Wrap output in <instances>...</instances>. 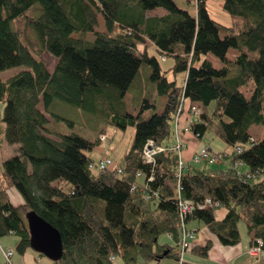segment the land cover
Listing matches in <instances>:
<instances>
[{"label":"trees","instance_id":"trees-1","mask_svg":"<svg viewBox=\"0 0 264 264\" xmlns=\"http://www.w3.org/2000/svg\"><path fill=\"white\" fill-rule=\"evenodd\" d=\"M207 3L196 0L192 16L175 0H0V73L27 67L5 81L0 78L5 139L19 146L16 156L2 162L0 238L18 237V254L31 250L24 216L33 211L62 236L64 254L53 264H116L118 257L124 264L180 261L179 156L168 149L151 165L144 162L143 149L149 140L170 148L179 109L187 100L203 111L190 131L200 139L214 132L232 149L225 152L230 164L241 163L253 178L239 177L229 166L188 164L180 180L181 197L195 203L211 198L220 207L192 213L186 227L202 221L222 245L236 246L244 220L251 246L264 244V139L251 135L253 125L264 126V0H223L227 13L246 22L239 34L212 19ZM157 9L165 13H151ZM99 15L105 32L97 31ZM15 22L23 25L14 30ZM30 28L42 50L58 60L53 72L33 53L36 47L26 36ZM148 42L163 57L176 59L174 72H187L183 87L169 81L158 59L149 55ZM231 49L238 52L235 59L228 57ZM208 54L218 57L222 67L202 60ZM197 62H202L199 67ZM144 64L158 96L167 98L162 113L146 100L155 110L146 120L143 111L129 113L125 102ZM251 82L248 99L241 88ZM56 100L121 129L135 127L132 150L114 170L92 169L98 162L90 153L101 139L52 130V120L60 119L52 111ZM213 102L210 115L207 107ZM140 177L144 184L137 183ZM12 188L23 205L12 204ZM99 201L105 202L104 217ZM222 207L227 215L219 221L214 213ZM212 247L208 242L194 251L207 256Z\"/></svg>","mask_w":264,"mask_h":264},{"label":"rangeland","instance_id":"rangeland-1","mask_svg":"<svg viewBox=\"0 0 264 264\" xmlns=\"http://www.w3.org/2000/svg\"><path fill=\"white\" fill-rule=\"evenodd\" d=\"M176 4L182 8L187 10L192 16H196L197 8H196V0H175ZM207 9L209 11L210 16L219 24L235 29L237 34L241 33L242 29H245V20L240 18H233L229 13H227L223 9V0H208ZM154 15H162L165 13L162 9H157L151 11ZM98 20L100 21L99 26L97 27L98 32H105V23L102 17L99 15ZM15 22L12 24L13 29L17 30L21 28L23 24H17ZM29 42L31 41L34 46L36 47V51L33 53L37 56H41L44 58L48 65V69L50 72H53L58 64V60L54 58L48 52L42 50L41 46L39 45L38 38L36 33L32 28L27 29V35ZM87 39L90 41L94 40V35L89 34ZM30 42V43H31ZM31 43V44H32ZM143 48V45H141ZM146 48L149 51V55L151 57H156L160 63L163 72H166L167 78L171 82H176L177 86L183 87L185 85V80L187 76L186 71L174 72L173 68L176 65V59L174 57H163L161 54L157 52L156 47L148 42ZM238 55V52L235 49H231L228 53V57L230 59H235ZM208 59L216 68H221L222 63L218 57L213 54H208L202 57V60ZM202 62H197L196 66L199 67ZM27 70L25 66L14 67L11 69H7L0 73V78L2 80H7L10 77L14 76L15 74ZM151 69L148 65H143L140 69L139 74L135 78L132 83L131 88L129 89L127 96L125 98V102L127 104V111L133 115H137L140 111H143V116L141 119L146 120L155 113L150 107H147L146 100L150 101L157 105L156 113H162L166 106V96H158L156 91L155 83L151 81ZM254 88L253 83H249L246 87L241 88V92L246 96V98L250 99L252 96V90ZM189 100H187V104H189ZM5 105L0 102V115L3 117ZM42 108V106H41ZM209 110L210 115L214 112L216 108V102L210 104L207 107ZM183 110V109H182ZM52 111L60 117L58 121H53L50 124L52 130L63 133H76L90 141H97L100 139L102 134L106 135L108 140L107 142H101L97 145L94 150L90 153V156L94 159L95 162H99L100 160L104 159H111L114 162L115 166H118L123 160L124 157L132 150L134 139H135V132L136 128L133 126H129L127 129H121L117 126H114L111 122L109 123L107 119H104L102 116L97 114H93L89 111L82 110L77 108L73 105H70L64 101L56 100L52 105ZM193 114V113H192ZM264 114V110H263ZM195 116V115H194ZM193 117V116H192ZM251 135L256 140L264 139V126L253 125L251 127ZM181 142L183 143V150L180 152L181 159L184 163H194L192 160L196 154H198L202 149L207 147H212L215 152L221 153L224 155L227 151L228 153L231 152V148H229L223 140L217 138L214 135V132H208L202 139L198 138L192 131L183 134L181 137ZM170 147L174 146L175 138L173 137L169 142ZM16 146V150L13 151L14 156L19 153L18 145ZM17 151V152H16ZM16 153V154H15ZM13 156H10V158ZM206 165L204 163L196 164L195 167L203 168ZM216 167L215 165H209V167ZM247 168V167H246ZM241 170H245V166L241 167ZM139 183L142 180L138 181ZM145 182V178H144ZM9 195L12 204L15 207L21 206L24 204V199L22 198L19 191L15 188L9 190ZM99 215L104 217V208L105 202L99 201ZM218 210V209H217ZM26 219V215L24 216ZM240 225L244 226L245 221L242 220ZM10 238L20 239L14 235H8ZM5 236V240L7 239ZM161 239L165 241V237L162 236ZM1 242L3 241L0 238ZM193 245V243L191 242ZM15 250V248H14ZM191 248L188 250L190 251ZM16 251V250H15ZM187 251V252H188ZM17 252V251H16ZM31 254L36 255L37 252L32 251ZM263 252V251H262ZM18 253H16L17 255ZM44 260H47L51 264L53 262L46 257H43ZM175 263L180 264V261H177L173 258H166L163 259L160 263L157 262H150L144 263L140 262L138 264H165V263ZM42 264V263H40ZM116 264H124L120 257L117 258Z\"/></svg>","mask_w":264,"mask_h":264},{"label":"crops","instance_id":"crops-1","mask_svg":"<svg viewBox=\"0 0 264 264\" xmlns=\"http://www.w3.org/2000/svg\"><path fill=\"white\" fill-rule=\"evenodd\" d=\"M186 103L187 101H185L183 105L182 113L178 118L177 122L175 121V127H178L181 130V137L183 136V134L188 133L184 130L188 126L190 120L193 119L191 108L193 106H199L198 104H193L191 102H189V104H187L186 106ZM4 127L5 125L2 122V117L0 115V175L2 173V162L10 159V156L14 157L13 151L16 150V146L11 145L6 141L4 135ZM224 152L228 153L227 151ZM244 171L248 172V169L245 167ZM139 180H142V182H137L138 184H144V177H140ZM214 214L216 219L221 221L226 217L227 210L223 207L218 208V210H215ZM187 229L189 231L196 232V236L195 239L191 241L193 243V245L191 244L190 246L191 250L185 253L183 260H180V264H264V252H262L259 257H252L249 253L252 246L251 238L248 234L246 225L242 226L239 223L241 242L236 246L222 245L219 239L209 230V228L202 221H192L188 223ZM6 238V240L5 238H2V242L0 240V264H7L5 258V251L8 250H11L15 253L12 260L13 264H51L50 262L44 260V258L39 256L38 253L36 255L31 254V250L27 251L25 255H16V253H18L16 252L17 246L19 244L18 239L16 240L14 238H10L9 236ZM165 241H168V239L166 238ZM208 242H211L213 247L207 256H202L199 253H195L194 250L196 248L204 247ZM14 248L16 251L14 250ZM165 264L175 263L168 262Z\"/></svg>","mask_w":264,"mask_h":264},{"label":"built area","instance_id":"built-area-1","mask_svg":"<svg viewBox=\"0 0 264 264\" xmlns=\"http://www.w3.org/2000/svg\"><path fill=\"white\" fill-rule=\"evenodd\" d=\"M182 108L183 106L180 107L176 122L178 118L180 117L182 113ZM191 112L193 113V119L190 120L188 126L185 128V132H190V127L191 125L197 121L199 122L203 111L202 108L199 106H193L191 108ZM195 115V116H194ZM175 144L174 146L167 148L163 146H158L154 140H149L147 144L145 145L143 149V160L147 164L154 165L156 162V156L166 150H171L174 151L178 154L179 156V164L177 167V172H178V180H179V191H178V207H179V214H180V220H181V225H182V241L179 244V249L177 250L178 255L180 257V260H183V257L185 253L190 249L191 246V241L195 239L196 232L194 231H189L186 227V220L189 215L196 211H202V210H208L211 207L215 206L217 207L218 204L214 203L211 198H207L204 202L200 203H195L193 200L190 199H183L181 197V186H180V180L182 176V172L186 169L187 164L183 162L180 156V152L183 150L184 146L183 143L181 142V130L178 127H175ZM101 141L107 142L108 138L106 135H101L100 136ZM242 150L239 148L237 149V153L240 154ZM228 154L224 155H217L214 152L211 151L209 148H204L202 149L198 154H196L193 158V162L196 164H201V163H206L209 165H216V166H229L231 167L236 174L239 177H246L247 179L253 178V175L249 174L248 172H244L241 170V167L243 166L241 163H236L235 165L230 164L228 161ZM117 166L114 165V162L111 159H102L95 165H92V169H97L100 171L104 170H114ZM121 173V170H119ZM154 178L151 177L149 181H153ZM136 188L133 187L132 191L135 190ZM263 242L258 241L257 245L255 244L253 247L250 249V255L252 257H259L262 253V248H263ZM14 257V252L11 250L5 251V258L7 261V264H13L12 260Z\"/></svg>","mask_w":264,"mask_h":264},{"label":"water","instance_id":"water-1","mask_svg":"<svg viewBox=\"0 0 264 264\" xmlns=\"http://www.w3.org/2000/svg\"><path fill=\"white\" fill-rule=\"evenodd\" d=\"M26 221L31 235V249L52 262H60L64 244L59 231L33 211L26 214Z\"/></svg>","mask_w":264,"mask_h":264},{"label":"bare ground","instance_id":"bare-ground-1","mask_svg":"<svg viewBox=\"0 0 264 264\" xmlns=\"http://www.w3.org/2000/svg\"><path fill=\"white\" fill-rule=\"evenodd\" d=\"M216 204H218V203H216ZM218 207H220V205L218 204Z\"/></svg>","mask_w":264,"mask_h":264}]
</instances>
